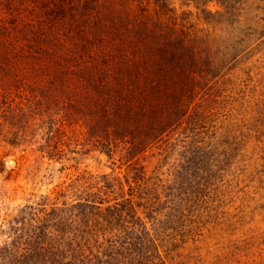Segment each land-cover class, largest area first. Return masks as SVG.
Segmentation results:
<instances>
[{"label":"rangeland","instance_id":"obj_1","mask_svg":"<svg viewBox=\"0 0 264 264\" xmlns=\"http://www.w3.org/2000/svg\"><path fill=\"white\" fill-rule=\"evenodd\" d=\"M35 1L0 0L42 61L0 94V264H80L86 224L133 238L129 264H264V0H94L85 23ZM131 39L161 75H127L113 49ZM121 61L160 138L96 115Z\"/></svg>","mask_w":264,"mask_h":264},{"label":"trees","instance_id":"obj_2","mask_svg":"<svg viewBox=\"0 0 264 264\" xmlns=\"http://www.w3.org/2000/svg\"><path fill=\"white\" fill-rule=\"evenodd\" d=\"M38 1L40 2V0ZM56 1H58V3L55 4V8L62 7L63 5L68 6L69 11H75L77 15H80V19L83 23L94 18L99 13V3L94 0ZM35 2H37V0ZM48 8H51V4H48ZM122 45L124 49L114 48L113 50L116 51L118 56H122L120 59H123L125 65L129 68L126 70L127 75H134L135 71L141 75H143L144 72L152 74L160 72V75L162 74L164 70L163 67L157 68L154 66L150 68L145 61L137 56V51H141V45L138 41L131 39L120 44V46ZM130 49L135 51L133 57L130 56ZM37 52L38 51L34 48L33 41L26 36L21 37L18 32L17 34L8 33L6 26L0 24V94L7 90V88H11V85L18 80L19 74L22 75L29 65H33L35 68L41 67V65L38 66V64L42 62L41 59L35 56ZM118 65H121L123 68L116 71L114 68L112 72H109L110 75L106 81L110 86L109 91L101 92L94 100L96 115L109 122L111 125L113 124V126L118 127H120L125 120L133 119L136 116L137 119L151 124V130L146 131L148 138H160L168 129V126L166 127L162 124L163 116L165 115L163 114L164 111L162 107L159 106L158 103L152 104L151 101L142 103L134 96H129L128 91L130 89L125 85L126 76L121 75L125 66L122 61L118 62ZM107 188L108 185L104 184L99 186L98 190L102 194H107ZM106 202H110V200H99L98 206H102ZM118 202L119 198L116 197L114 205H117ZM94 227L86 224L83 235L79 234L80 236L76 238L77 241L75 240L76 250L79 252L78 262L80 264H86L87 262H91L92 264H129L130 260L135 255L133 238L128 236L106 237L105 235L94 238L93 236L96 235ZM100 237H102V241L99 242ZM148 240L150 244L155 242V238H149ZM93 241L95 242L94 244ZM105 241H108L109 244L106 245ZM54 243L48 242L47 244L46 242L47 246L44 249L52 252ZM93 246H98L100 248L104 247L103 253L101 254L99 252L95 254L91 251L89 254H85L82 252V248L86 247V249H91ZM159 260L162 262L160 256ZM140 263L143 264V262ZM153 264H157V262Z\"/></svg>","mask_w":264,"mask_h":264}]
</instances>
